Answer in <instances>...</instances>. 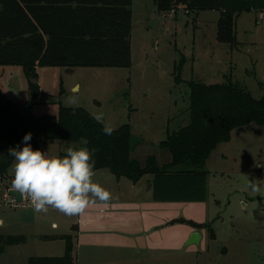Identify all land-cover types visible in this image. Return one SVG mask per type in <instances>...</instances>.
<instances>
[{"label":"rangeland","instance_id":"rangeland-1","mask_svg":"<svg viewBox=\"0 0 264 264\" xmlns=\"http://www.w3.org/2000/svg\"><path fill=\"white\" fill-rule=\"evenodd\" d=\"M131 9V65L39 64L32 78L20 64H0V95L15 101L23 114L57 113L60 105L83 106L112 128L128 122L132 155L145 164L149 154L159 163L171 159L160 142L168 129L176 130L189 120L190 80L212 83L229 77L245 84L255 97L264 94L262 10L238 13L237 42L232 44L217 37L218 9L189 12L185 3H179L160 10L154 0H133ZM178 66L180 74L175 71ZM38 140L49 156L63 155L70 144L85 146L83 139L40 136ZM13 165L14 160L0 175V216L6 221L1 230L24 234L26 239L5 252V260L12 264H28L31 255H62L65 242L51 238V233L70 231L77 264H264V125L239 126L230 140L212 150L204 166L208 173L205 200L167 202L169 212L162 220L170 233L171 250L154 258L140 246L85 240L77 247V228L71 226L78 214L69 216L52 206L36 212L28 198L16 206L6 202ZM94 173L93 180L111 193L110 203L135 193L134 180L127 176L118 178L109 169ZM152 175L146 173L139 181L144 187L152 184L153 191ZM52 220L60 226L52 227ZM190 228L203 238L185 246L180 239ZM41 232L51 239L40 237Z\"/></svg>","mask_w":264,"mask_h":264},{"label":"trees","instance_id":"trees-1","mask_svg":"<svg viewBox=\"0 0 264 264\" xmlns=\"http://www.w3.org/2000/svg\"><path fill=\"white\" fill-rule=\"evenodd\" d=\"M132 1L0 0V64H20L32 78L37 76L39 64L129 66ZM155 2L160 10L173 9L179 3H185L189 12L218 9L217 37L232 44L237 42L238 13L264 11V0ZM180 66L175 70L179 74ZM178 73L175 72L177 78ZM188 84L189 120L176 130L168 129L160 142L171 154L164 163L151 154L145 164L133 157L128 122L112 128L109 135L102 131L104 123L83 106L60 105L57 113L23 114L15 101L0 95V175L14 160L9 148L22 146V137L31 131L28 143L34 148L40 147V136L83 139V144L92 150L94 170L107 168L118 177L134 181L146 173L154 174L156 200H205L208 173L204 166L208 156L219 142L230 140L234 128L250 122L264 125V94L255 97L245 84L229 77L223 82L190 80ZM59 236L65 240L62 255H31L28 264H74V237L71 233ZM24 240L25 235L0 232V252L7 244Z\"/></svg>","mask_w":264,"mask_h":264},{"label":"clouds","instance_id":"clouds-1","mask_svg":"<svg viewBox=\"0 0 264 264\" xmlns=\"http://www.w3.org/2000/svg\"><path fill=\"white\" fill-rule=\"evenodd\" d=\"M102 131L110 135L113 129L105 124ZM31 137V131L26 132L22 146L10 147L9 155L14 158L12 186L28 194L36 212L52 206L71 216L83 213L89 204L110 199L109 190L93 180L92 150L70 144L63 155L49 156L28 143Z\"/></svg>","mask_w":264,"mask_h":264},{"label":"crops","instance_id":"crops-1","mask_svg":"<svg viewBox=\"0 0 264 264\" xmlns=\"http://www.w3.org/2000/svg\"><path fill=\"white\" fill-rule=\"evenodd\" d=\"M118 184H121L120 180L117 182ZM131 186L135 188V193L124 195L125 198L118 203L116 201L115 203L97 201L89 204L83 213L78 214L77 220H74V224L71 226V229L74 225L77 228V247L85 240L98 244L103 242L105 244L111 243L115 247L129 245L131 248H137L140 246L146 253L149 252L151 258H154L156 253H158V257H160V254L164 256L165 252L171 250L170 233L165 231V222L162 220L165 211L169 212L167 202L171 200L154 199L152 184H150V187H144L139 179L133 181ZM12 187L11 185L8 190ZM14 206H16V203ZM0 219L3 220V223L0 224V232L5 233L1 229L5 226L6 221L2 216H0ZM22 220L26 219L23 218ZM28 220L31 219L29 218ZM50 225L54 228L60 226L57 220H52ZM194 230V228H190L183 232L182 239H180L182 244L185 246H188L186 244H194L190 241L187 242ZM70 232H53L51 233V238L62 240L63 238L59 235ZM197 232L200 234V239H202L203 234L199 231ZM38 235L45 239L47 238L45 235L50 236V234H44V232ZM20 243H23V241L10 243L5 246L4 250L0 252V264H12L11 261L5 260V252L14 245H20Z\"/></svg>","mask_w":264,"mask_h":264},{"label":"water","instance_id":"water-1","mask_svg":"<svg viewBox=\"0 0 264 264\" xmlns=\"http://www.w3.org/2000/svg\"><path fill=\"white\" fill-rule=\"evenodd\" d=\"M36 81V80H35ZM8 192L15 197L18 202L23 200V193L19 192L18 190L14 189L13 187L8 190ZM200 239V234L197 231H194L191 234L189 239L190 242H198Z\"/></svg>","mask_w":264,"mask_h":264},{"label":"built area","instance_id":"built-area-1","mask_svg":"<svg viewBox=\"0 0 264 264\" xmlns=\"http://www.w3.org/2000/svg\"><path fill=\"white\" fill-rule=\"evenodd\" d=\"M264 12V11H263ZM29 199L30 200V198H29V196H28V194L27 193H23V200H22V202L23 201H25L26 199ZM5 201L6 202H12V203H18V201L15 199V197L13 196V195H11L9 192H8V190L6 191V197H5ZM30 202V201H29Z\"/></svg>","mask_w":264,"mask_h":264}]
</instances>
